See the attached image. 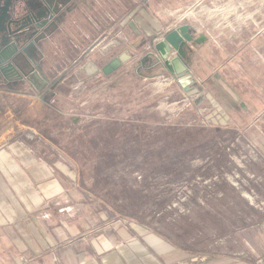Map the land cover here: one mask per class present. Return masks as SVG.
<instances>
[{
    "label": "crops",
    "instance_id": "1",
    "mask_svg": "<svg viewBox=\"0 0 264 264\" xmlns=\"http://www.w3.org/2000/svg\"><path fill=\"white\" fill-rule=\"evenodd\" d=\"M59 7L63 9L59 27L61 39L65 41L57 46L65 54L69 36L74 32L79 34L78 28L81 29L70 43L84 49L82 59L90 56L87 48L93 40L90 35L100 33L91 29L93 16L100 19L111 14L118 18L116 24L105 26L107 40L111 33L115 34V29H123L127 34L138 26L146 50L179 23L177 19L182 15L172 12L169 15L166 9L179 12L185 9L187 22L196 36H205L187 58L195 89L186 92L176 80L170 81L174 77L163 68L151 70L148 64L142 63L138 67L143 84L159 80L164 89L171 87L175 93L176 97L170 99L174 102H161L155 109L161 110V114L164 109L172 110V129L178 135L186 132L184 140L188 149L180 156L188 160L216 156L217 136L234 128L243 131L238 146L254 140L264 151V0H61ZM132 18L137 25L130 22ZM106 43L110 46L104 40L102 47ZM115 44L123 42L114 41ZM48 57L46 54L45 61L35 63L50 87H46L47 83L39 85L42 82L39 80L36 85L27 81L22 89H0V230L11 233L12 242L19 250L24 249L31 264H163L166 253L176 249V244L153 234L146 236L143 243L136 230L120 228L116 232L110 224L101 226L103 218L83 201V189L69 183L68 169L61 160L63 152L56 147L57 140L44 131L58 124L52 119L56 112L59 122L63 121L60 129L67 130L64 122L72 108L57 109L53 102L60 103L62 98H72L73 94L63 90L68 80L65 74L59 81L52 76L53 62ZM78 57L77 53L74 61ZM201 96L203 100L196 103ZM75 97L78 100L80 96ZM53 109L56 110L53 112ZM72 116L75 123H80L78 114ZM179 120L182 122L175 124ZM127 122L131 126L132 121ZM110 125L115 130V123ZM79 126L77 134L85 129ZM120 130L113 131L111 136L125 135L116 133ZM127 130L131 134V128ZM230 219L221 209L219 223L229 226ZM193 226L186 221L182 228L190 234ZM94 227H104V230L92 235ZM253 240L249 239L255 243V254L264 255V234L256 230ZM55 256L57 261L53 260Z\"/></svg>",
    "mask_w": 264,
    "mask_h": 264
},
{
    "label": "rangeland",
    "instance_id": "2",
    "mask_svg": "<svg viewBox=\"0 0 264 264\" xmlns=\"http://www.w3.org/2000/svg\"><path fill=\"white\" fill-rule=\"evenodd\" d=\"M166 11L169 15L171 12L182 15L171 30L189 24L185 9ZM117 20L111 14L100 19L91 17V29L100 33L90 35L93 40L87 48L91 53L84 59L80 57L84 49L70 43L79 36V28V34L74 32L69 36L65 54L57 46L65 41L61 39L60 27L40 43L53 62L52 76L59 81L65 74L68 80L63 90L73 94L72 98H62L60 103L53 102L57 109L72 108L64 122L67 130L60 129L63 121L59 122L56 112L52 119L58 124L44 131L57 140L56 147L63 152L61 160L68 169L69 183L83 189V201L103 218L101 226L110 224L116 232L120 228L136 230L143 243L146 236L153 234L176 244V249L166 253L163 264H264V255H256L255 243L249 241L255 237L256 230L264 234V151L254 140L238 146L243 131L234 128L217 136L216 156L210 154L192 160L180 156L188 149L184 140L186 132L178 135L172 129V110L164 109L161 114V110L155 109L161 102H174L170 99L176 97L175 93L171 87L164 89L159 80L143 84L139 77L141 59L149 53L155 58L153 43L156 41L145 50L143 33L138 26L127 34L123 29H115V34L111 33L107 40L105 26L116 24ZM131 21L137 25L133 18ZM117 25L120 26L119 22ZM104 40L110 46L106 43L102 47ZM117 40L123 44L114 45ZM77 53L79 57L74 61ZM110 57L122 58V66L112 74L105 75L100 70L93 76L77 77V71L88 62L102 68ZM19 82H11L5 88L13 91L27 84V81ZM76 94L80 96L78 100ZM73 114H78L80 123H75ZM127 121H132L131 126ZM114 123L115 130L122 129L116 133L125 135L111 136L115 130L110 124ZM79 125L85 129L77 134ZM130 128L131 134L127 130ZM221 209L231 217L229 226L219 223ZM186 221L194 224L190 234L182 228ZM103 230L104 227H94L91 234H101ZM0 234L3 235L0 264H31L24 249L19 250L12 242L10 232L3 229ZM53 260L58 258L55 256Z\"/></svg>",
    "mask_w": 264,
    "mask_h": 264
},
{
    "label": "water",
    "instance_id": "3",
    "mask_svg": "<svg viewBox=\"0 0 264 264\" xmlns=\"http://www.w3.org/2000/svg\"><path fill=\"white\" fill-rule=\"evenodd\" d=\"M23 1H25L27 8H30L32 13L37 16V20L32 23H27L24 21V19L19 20V27L17 29L16 36L17 42L21 46L22 44L27 43L31 38H34L38 34L37 32L41 31L44 36L39 39L35 38V42H32L28 46L29 48L31 47L38 50L40 48L41 40L44 37H47V34H44L47 30L45 28L46 22L42 21L41 19L53 9L56 11L61 0ZM20 7L23 6L21 5ZM43 10H45L44 14ZM34 28L41 29H36L34 31ZM41 32L39 34H42ZM195 33L196 32L192 30V26L190 24H183L176 27L175 29L164 34L161 40L153 43V50L156 51L160 60L155 59L153 57V53H149L146 54L143 59H141V63L144 65L148 64L151 70L158 67L167 70L186 92L195 89L194 77L189 70V62L187 58L190 52H194V47H196L198 44H201L205 40V36L203 34L196 36ZM3 44H5V42ZM8 47L9 46H6L5 49L7 50ZM15 53V60L13 59V55H10L5 59V61L7 60L8 64L13 67V64L9 63L10 60L13 59L16 62L17 68L19 70L18 73L20 78H22L24 81H29L33 85H36V81L33 76L38 78V73L34 72L31 74V71L27 70L30 65V62L25 58L28 56L27 47H24L21 50L19 46L16 47ZM121 66L122 60L119 57H115L106 63L102 68H100L94 62H88L86 66L80 71H77L76 74L79 79L96 75L98 72H100V70L105 75H110L118 70ZM8 79L12 80V78L9 77ZM38 80L42 81L40 78H38ZM43 83L45 84V81ZM202 100L203 97L201 96L196 100V103H199Z\"/></svg>",
    "mask_w": 264,
    "mask_h": 264
},
{
    "label": "flooded vegetation",
    "instance_id": "4",
    "mask_svg": "<svg viewBox=\"0 0 264 264\" xmlns=\"http://www.w3.org/2000/svg\"><path fill=\"white\" fill-rule=\"evenodd\" d=\"M21 5L23 7H20ZM44 11L45 10H43V14ZM62 12L63 9L58 6L56 11L53 9L50 13H47L44 18L41 19L42 21L46 22L45 28L47 29L44 33L47 34V37H44L42 40H46L52 31L58 29V22L60 19L59 16ZM21 19H24V21L27 23H32L37 20V16L32 13L30 8H27L26 3L23 0H0V89L2 87H5L7 84H10L11 82L17 83L19 81H24L22 78H20V75L18 73L19 70L17 68L16 62L14 61L16 56V47L18 46L20 50L24 47H27L28 56H26L25 58L30 62V67H28L27 70L31 71V74L37 72L38 78H40L42 81L44 80L45 83L48 82L46 76L43 75V72L40 71L37 63H35L37 62V60H39L40 63L46 60V54L44 51L45 49L43 50L41 46L38 50L31 47L30 49L28 47L29 44L35 42V38L39 39L44 35L41 31H39L37 32L38 36L36 35L34 38L28 40L27 43L20 46V44L17 42L16 36L17 29L19 27V20ZM36 29L38 30L41 28H34V31ZM40 32L42 34H39ZM4 42L5 44H3ZM6 46H9L7 50L5 49ZM10 55H13L14 60L12 59L9 62L13 64V67L8 64L7 60L5 61V59ZM8 77L12 78V80L8 79ZM33 78L38 79L34 76ZM45 85L46 87H50L49 83Z\"/></svg>",
    "mask_w": 264,
    "mask_h": 264
},
{
    "label": "built area",
    "instance_id": "5",
    "mask_svg": "<svg viewBox=\"0 0 264 264\" xmlns=\"http://www.w3.org/2000/svg\"><path fill=\"white\" fill-rule=\"evenodd\" d=\"M154 56H155V59H159L160 60V58H159L157 53H155Z\"/></svg>",
    "mask_w": 264,
    "mask_h": 264
}]
</instances>
